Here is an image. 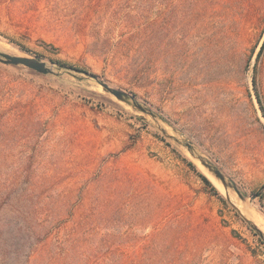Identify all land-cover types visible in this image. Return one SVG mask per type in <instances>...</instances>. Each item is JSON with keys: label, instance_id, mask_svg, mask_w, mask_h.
<instances>
[{"label": "rangeland", "instance_id": "rangeland-1", "mask_svg": "<svg viewBox=\"0 0 264 264\" xmlns=\"http://www.w3.org/2000/svg\"><path fill=\"white\" fill-rule=\"evenodd\" d=\"M263 46L264 0H0L53 71L0 62V264H264Z\"/></svg>", "mask_w": 264, "mask_h": 264}, {"label": "water", "instance_id": "water-1", "mask_svg": "<svg viewBox=\"0 0 264 264\" xmlns=\"http://www.w3.org/2000/svg\"><path fill=\"white\" fill-rule=\"evenodd\" d=\"M0 62L7 64V65H13V66H19L22 65L26 68H29L39 74L43 75H48L53 73L52 69L48 66L47 63L37 59V58H32V57H24V56H14V55H9L5 53H0ZM99 84L103 87V89L113 95L115 98H117L120 101L126 102L130 105L135 106L139 111H142L144 113H149L150 115L154 116V114L150 111H147L142 105L136 103L130 95L125 93L124 91L115 89L110 87L108 84L105 82L99 81ZM186 147L189 150H192L193 145L191 143H186ZM202 164L217 178L219 179L222 184L224 185L225 188H232L234 191L237 193V195L241 198L244 199L243 194L239 190V188L233 183V182H228L225 175L213 165L207 161L202 160ZM259 195H254L252 199H256Z\"/></svg>", "mask_w": 264, "mask_h": 264}, {"label": "trees", "instance_id": "trees-1", "mask_svg": "<svg viewBox=\"0 0 264 264\" xmlns=\"http://www.w3.org/2000/svg\"><path fill=\"white\" fill-rule=\"evenodd\" d=\"M263 47H264V46H263ZM60 67L63 68V69H66V70H72V69H73V68H71V67H67V66H65V65H60ZM201 177H202V179L204 180V182H205L207 185L211 186V187L213 188L214 191L216 190L215 187L212 185V183L209 181V179H208L207 177H205V176H203V175H201ZM2 260L4 261L5 259L2 258ZM27 264H29V260H27Z\"/></svg>", "mask_w": 264, "mask_h": 264}]
</instances>
